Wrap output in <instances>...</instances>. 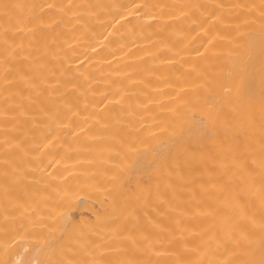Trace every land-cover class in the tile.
<instances>
[{"label":"bare ground","instance_id":"6f19581e","mask_svg":"<svg viewBox=\"0 0 264 264\" xmlns=\"http://www.w3.org/2000/svg\"><path fill=\"white\" fill-rule=\"evenodd\" d=\"M0 264H264V0H0Z\"/></svg>","mask_w":264,"mask_h":264}]
</instances>
